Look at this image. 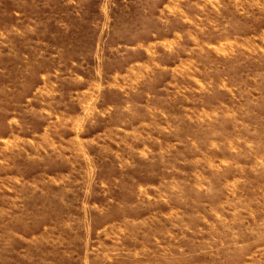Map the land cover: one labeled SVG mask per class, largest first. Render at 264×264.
I'll list each match as a JSON object with an SVG mask.
<instances>
[{
	"label": "rangeland",
	"instance_id": "rangeland-1",
	"mask_svg": "<svg viewBox=\"0 0 264 264\" xmlns=\"http://www.w3.org/2000/svg\"><path fill=\"white\" fill-rule=\"evenodd\" d=\"M0 264H264V0H0Z\"/></svg>",
	"mask_w": 264,
	"mask_h": 264
}]
</instances>
